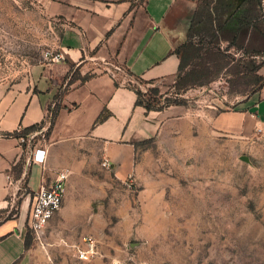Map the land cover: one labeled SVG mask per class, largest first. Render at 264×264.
Listing matches in <instances>:
<instances>
[{"label": "crops", "instance_id": "0c3cea01", "mask_svg": "<svg viewBox=\"0 0 264 264\" xmlns=\"http://www.w3.org/2000/svg\"><path fill=\"white\" fill-rule=\"evenodd\" d=\"M47 1L49 17L61 20L56 24L60 35L55 53L63 60L35 66L11 86L0 84V133L39 123L46 107L59 98L61 108L48 137H43L44 126L31 133L34 138L24 149L18 139L0 136V209L8 212L7 198L12 201L21 183L29 190L22 194L16 216L0 221V264L82 262L75 247H86L83 237H91L97 247L96 228L105 221L96 210L112 213V199L108 208L106 199L108 193L113 195V180L135 175L157 181V169L151 168L157 164V147H184L192 154L198 141L224 136L264 144V86L244 100L213 99L196 108L170 106L149 112L134 105L133 91L121 82L115 86L112 68L119 65L134 79L176 89L178 59L173 50L184 41L198 0ZM72 67L92 77L75 81L57 97L58 79ZM258 75L264 76V66ZM104 109L110 115L95 124ZM36 150L44 151L43 165L32 161ZM105 158L112 166L109 171L100 166ZM20 159L16 176L13 168ZM62 170L69 171L65 195L45 229V245L32 241L25 248L34 196Z\"/></svg>", "mask_w": 264, "mask_h": 264}, {"label": "rangeland", "instance_id": "374dc122", "mask_svg": "<svg viewBox=\"0 0 264 264\" xmlns=\"http://www.w3.org/2000/svg\"><path fill=\"white\" fill-rule=\"evenodd\" d=\"M47 3L0 0V84L11 86L33 67L52 64L45 54L56 52L61 20L49 17ZM116 67L115 79L123 85L143 91L153 86ZM62 78L57 97L67 88L68 78ZM160 90L170 96L175 89ZM250 92L232 91L221 77L180 98L196 108L213 99L244 100ZM154 153L157 181L132 175L129 187L113 180V195L106 199L107 208L112 199V213L96 210L105 221L96 228L97 255L75 264H264V144L224 136L198 141L192 154L170 145ZM28 192L21 183L12 201L7 198L8 212L0 209V221Z\"/></svg>", "mask_w": 264, "mask_h": 264}, {"label": "trees", "instance_id": "16d2710c", "mask_svg": "<svg viewBox=\"0 0 264 264\" xmlns=\"http://www.w3.org/2000/svg\"><path fill=\"white\" fill-rule=\"evenodd\" d=\"M173 54L178 59L176 89L167 96L169 93H163L152 80L138 79L140 83L153 85L146 91L127 83L124 86L136 95L135 106L143 107L147 112L184 106L186 100L180 98L183 93L192 88L207 86L221 77H225L232 91L259 90L264 86V76L258 75L259 69L264 66V0H198L185 39L173 50ZM70 74L62 79L65 81L68 78L65 91L75 81L83 83L92 77L90 74L81 76L78 70ZM117 82L115 80V86H118ZM59 101L60 98L46 107L45 117L39 123L17 131L0 133V136L19 139L47 126L43 133V137L47 138L61 108ZM109 115L104 109L95 124L103 122ZM21 146L24 149L25 143ZM13 169L18 170V176L21 159ZM16 213L15 210L5 219H11ZM31 242L32 237L28 231L25 235V248Z\"/></svg>", "mask_w": 264, "mask_h": 264}, {"label": "built area", "instance_id": "2783aa9c", "mask_svg": "<svg viewBox=\"0 0 264 264\" xmlns=\"http://www.w3.org/2000/svg\"><path fill=\"white\" fill-rule=\"evenodd\" d=\"M45 60L48 63L54 64L60 63L63 60V57L59 53L48 52L45 54ZM115 69L118 70V68ZM257 131H259V129ZM31 139H33V134H29L26 137H20L18 141L22 144ZM32 161L38 165H43L44 151L36 150L32 156ZM100 166L107 171L111 170L112 167L109 160L106 158L101 161ZM68 176V170L57 172L52 181L48 184H42L34 196L28 215V228L32 241L40 247H44L45 245V229L49 221L61 208ZM125 182L127 183V186L131 187L133 185L132 175L128 176ZM82 243L86 246L84 249L81 247H75L77 259L81 261H89L97 255L96 243L91 237H83Z\"/></svg>", "mask_w": 264, "mask_h": 264}]
</instances>
